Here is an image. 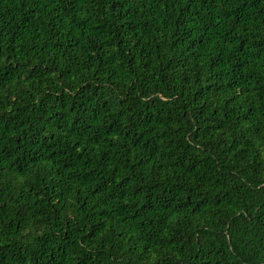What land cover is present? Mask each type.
<instances>
[{"label": "trees", "instance_id": "16d2710c", "mask_svg": "<svg viewBox=\"0 0 264 264\" xmlns=\"http://www.w3.org/2000/svg\"><path fill=\"white\" fill-rule=\"evenodd\" d=\"M0 264H264V0H0Z\"/></svg>", "mask_w": 264, "mask_h": 264}]
</instances>
